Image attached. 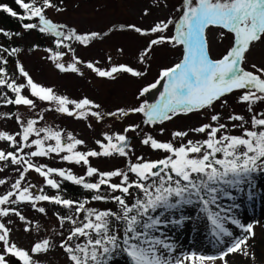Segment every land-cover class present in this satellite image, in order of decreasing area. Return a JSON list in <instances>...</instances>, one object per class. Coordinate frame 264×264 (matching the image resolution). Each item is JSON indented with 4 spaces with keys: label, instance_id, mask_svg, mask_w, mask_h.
<instances>
[{
    "label": "snow or ice",
    "instance_id": "obj_1",
    "mask_svg": "<svg viewBox=\"0 0 264 264\" xmlns=\"http://www.w3.org/2000/svg\"><path fill=\"white\" fill-rule=\"evenodd\" d=\"M14 3L20 11L0 3V13L16 19L22 29L0 27V102L26 108L31 115L0 113V120L14 119L17 125L15 132L0 130V145H4L0 147L4 176L0 187L8 185L0 193V264H41L39 257L53 252L63 258V264H233L235 255L245 258V264H264V253L258 257L255 250L258 222H242L236 212L240 208L237 194L245 193L253 200L254 177L264 174V109L256 107L264 104V59L249 60L255 47H264V0H182L174 10L179 15L154 20L147 29L128 25L140 36L150 37L138 57L140 65H146L154 48L163 45L182 48V56L161 68L154 81L141 85L136 104L113 111H104L87 96L72 99L37 83L19 58L25 50L13 46L15 39L33 31L53 38L54 47L44 52L60 73L85 77L86 69L95 77L116 81L125 75L144 78L148 69L112 63L111 57L108 67L99 66L98 60L81 59L73 45L87 48L107 33H80L54 22L47 12H65L64 0ZM153 6L164 11L167 0H154ZM142 15L150 16L151 9L142 10ZM209 28L226 30L234 38L219 59L210 55L205 35ZM36 47L28 50L34 52ZM69 53L70 62H65ZM237 92L235 104L245 105L247 116L237 113L230 102ZM38 101L47 106L40 107ZM47 113L97 124L137 114L142 120L121 131H105L94 141L96 147H88L84 139L47 123ZM193 113L201 114V123L171 131L168 139L145 131L144 126H161L158 134L164 136L163 125ZM86 127L93 128V123ZM137 137L142 147L161 155L150 159L137 154L133 145ZM100 158H122L124 164L101 171L91 163ZM42 159H56L85 171L77 175L71 168L41 163ZM9 172L15 177H8ZM33 173L42 179L41 184L31 182ZM66 183L90 195L69 198ZM222 200L231 203L225 205ZM97 203L112 207L92 206ZM44 205L53 206L50 223L56 226L30 247H22L13 239V225L20 222L29 235L41 232V224H34L24 210L28 207L48 216ZM189 207L197 208L207 222L210 242L220 247L218 253L178 251L171 232L193 219L184 212ZM233 226L238 234L234 235Z\"/></svg>",
    "mask_w": 264,
    "mask_h": 264
},
{
    "label": "rangeland",
    "instance_id": "obj_2",
    "mask_svg": "<svg viewBox=\"0 0 264 264\" xmlns=\"http://www.w3.org/2000/svg\"><path fill=\"white\" fill-rule=\"evenodd\" d=\"M181 2L182 0H167V8L164 11H160L153 6L154 0H64L62 6L66 8L65 12L55 13L53 10L47 12L48 17L54 22L66 24L69 27L77 29L80 33L88 31H97L102 35L107 33V36H104L101 40L94 41L87 48L73 45L77 48L76 54L81 59L86 62H95L98 60L100 61L99 66L108 67V57H111L112 63H126L138 69L147 68V76L141 79L131 78L125 75L116 81H110L95 77L93 73L86 69L85 77L71 73H60L51 61L46 59L48 54L44 52V48L53 47V38L36 35L34 31L26 33L23 38L15 39L13 46H20L25 50V54H22L19 58L37 83L52 87L58 94L67 95L72 99H80L87 96L94 102L101 104L104 111H113L120 107H128L136 104L135 97L141 85L154 81L161 68L170 67L177 63L182 54V48L179 47L175 49L170 45L155 47L147 64L140 65L138 57L147 46L150 37L140 36L134 31H131L127 26L135 24L147 29L154 20L165 18L170 14L179 15V13H174V10ZM0 3H6L14 8V0H0ZM146 8L151 9V15L147 17L142 15V10ZM3 15L0 13V27L12 31L13 28L7 24L8 20H5ZM17 31H22V29ZM221 33H223V36H221ZM233 39V35L226 30L209 28L207 30V40L212 58L219 59L226 54L233 43ZM33 46H37L36 51H29L28 49ZM70 56L71 53L65 57V62H70ZM261 59H264V47L257 46L249 55V60L260 61ZM25 94H28L27 91ZM239 95V92L234 93L233 96L229 97L230 102L233 104L237 113L247 116L246 106L235 104V97ZM37 103L40 104L39 101ZM46 106L40 104V107ZM256 107L258 109H264V104H259ZM17 111L25 115H31L26 108L20 107L17 109L14 106H3L2 102H0V113H14ZM46 119L47 123L58 126L66 132H72L78 138L84 139L88 147H96L94 141L101 138L103 132L121 131L128 124L140 123L142 117L139 114L132 115L123 121L109 118L100 124L95 123L94 120L76 121L73 118L55 113H47ZM204 119L206 122V118ZM201 121L202 116L199 113H193L187 117L179 116L163 125L166 129L164 136H159L158 134V129L161 126H157L155 129H150L147 126L144 127L145 131H150L157 139L165 140L170 137L171 131L186 130L190 127L198 126ZM89 122L93 123V128L91 129L86 127V124ZM0 130L9 132L17 131V125L14 119L6 121L0 120ZM129 136L133 137L134 134L129 133ZM193 138L198 139L200 137ZM133 145L136 153L144 154L146 158L156 159L161 155L160 153H153L149 149L142 147L139 144L138 137L133 139ZM3 146L0 145V147ZM40 162L47 163L52 167L71 168L77 175H82L85 171L83 167L68 165L56 159H42ZM91 163L93 166L100 168L101 171H108L116 167H122L124 161L122 158H100L93 159ZM15 175L12 172L8 173V177L10 178H14ZM0 178H4L3 174H0ZM30 179L33 183H42V179L34 173L30 174ZM254 179L256 187L253 190V200L249 201L245 193L237 194V203L240 204V208L236 212L242 222H258L255 228L256 238L254 243L257 256L259 257L264 253V227H262L264 225V177L258 174ZM11 182L12 180L10 179L9 183ZM7 187L8 185L0 187V193H3ZM46 191L52 194L51 190L46 189ZM65 195L72 199H83L90 194L78 196L66 192ZM221 203L227 205L231 202L222 200ZM44 206L49 209L48 216L37 214L28 207H25L24 210V214L29 219H32L34 224L37 221L41 224V232H33L29 235L23 232V225L20 222L17 221L13 225V239L22 247H30L32 241L39 239L45 234H50L51 228L56 226L50 223L53 206ZM92 206L99 208L112 207V205L99 203ZM184 212L192 216L193 219L186 222L183 227L176 228L171 232V235L176 239L178 244V251H195L202 254L218 253L220 247H214L210 242L211 237L209 236L207 222L201 218L198 209L189 207L184 209ZM11 219L16 220L15 217H11ZM232 230L234 231V235L238 234V230L234 229V226ZM39 259L41 260V264H63V258L55 252L49 253L47 256H41ZM231 259L233 260V264H245V258L242 256L235 255Z\"/></svg>",
    "mask_w": 264,
    "mask_h": 264
},
{
    "label": "trees",
    "instance_id": "obj_3",
    "mask_svg": "<svg viewBox=\"0 0 264 264\" xmlns=\"http://www.w3.org/2000/svg\"><path fill=\"white\" fill-rule=\"evenodd\" d=\"M14 9H16L17 11H20V9L15 5V3H14ZM2 14H4V13H2ZM3 17H4L5 20H8L7 21L8 22L7 24L13 28L12 31H17V30L21 29L20 28V23L16 19L11 18V17L7 16L6 14H4ZM35 33H36V35H40L37 32H35ZM52 45L54 47L53 40H52ZM65 188L67 189L68 192H71L74 195H82V194H85V191L84 190H82L81 188L76 187V186H73L72 187V186H68L67 185V186H65Z\"/></svg>",
    "mask_w": 264,
    "mask_h": 264
}]
</instances>
